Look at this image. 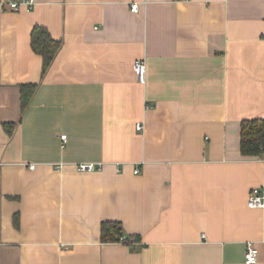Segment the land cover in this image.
Instances as JSON below:
<instances>
[{
  "label": "crops",
  "instance_id": "1",
  "mask_svg": "<svg viewBox=\"0 0 264 264\" xmlns=\"http://www.w3.org/2000/svg\"><path fill=\"white\" fill-rule=\"evenodd\" d=\"M35 24L61 41L43 76ZM25 83L37 88L21 112ZM252 118L264 0L0 7V264H245L247 242L264 264V210L246 203L264 165L240 153ZM106 220L138 239L102 242Z\"/></svg>",
  "mask_w": 264,
  "mask_h": 264
},
{
  "label": "trees",
  "instance_id": "2",
  "mask_svg": "<svg viewBox=\"0 0 264 264\" xmlns=\"http://www.w3.org/2000/svg\"><path fill=\"white\" fill-rule=\"evenodd\" d=\"M61 41L54 39L48 30L42 25H33L30 31V47L41 57V76L45 74L53 61ZM37 88L36 83H25L19 86L20 111L23 112ZM4 128L10 133L12 124H4ZM264 152V118L243 119L240 122V153L243 156L257 157ZM15 216V221H16ZM100 240L111 243L123 240L131 243L138 239L136 235L125 236L119 221L106 220L100 224Z\"/></svg>",
  "mask_w": 264,
  "mask_h": 264
},
{
  "label": "built area",
  "instance_id": "3",
  "mask_svg": "<svg viewBox=\"0 0 264 264\" xmlns=\"http://www.w3.org/2000/svg\"><path fill=\"white\" fill-rule=\"evenodd\" d=\"M34 5V0H0V7H7L12 11H18L20 8L29 10ZM137 3H132L130 5L131 11H137ZM133 72L140 83L145 81V71L146 66L144 60L138 59L133 63ZM137 129H141V124H137ZM61 139H65V134L60 136ZM259 160L264 165V152L262 156L259 157ZM30 168H33V164L29 165ZM77 168L80 171H93L97 169V166L94 163H78ZM134 173L138 172V169L133 170ZM247 206L251 208H260L264 210V185L256 186L250 189L247 200ZM258 250L253 242L246 243V249L244 252V263L245 264H254L257 261Z\"/></svg>",
  "mask_w": 264,
  "mask_h": 264
}]
</instances>
